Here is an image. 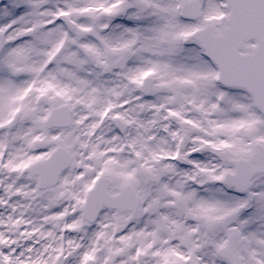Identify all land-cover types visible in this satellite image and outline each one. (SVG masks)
<instances>
[{
    "label": "snow or ice",
    "instance_id": "6c2138e0",
    "mask_svg": "<svg viewBox=\"0 0 264 264\" xmlns=\"http://www.w3.org/2000/svg\"><path fill=\"white\" fill-rule=\"evenodd\" d=\"M0 264H264V0H0Z\"/></svg>",
    "mask_w": 264,
    "mask_h": 264
}]
</instances>
